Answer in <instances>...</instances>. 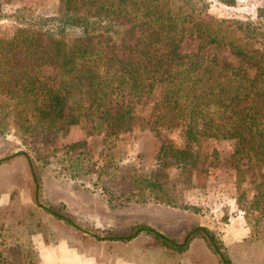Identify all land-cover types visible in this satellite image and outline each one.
<instances>
[{
    "label": "rangeland",
    "instance_id": "1",
    "mask_svg": "<svg viewBox=\"0 0 264 264\" xmlns=\"http://www.w3.org/2000/svg\"><path fill=\"white\" fill-rule=\"evenodd\" d=\"M0 1V38L10 35L23 18L36 22L58 17L63 10L59 0ZM203 1L207 9L199 22L213 18L250 23L261 33L257 42H264V19L256 18L264 0H235L232 6ZM118 29L97 39L118 44L116 36L124 27ZM235 37L248 48L247 41ZM47 38H42L44 43ZM196 49L193 37L178 45L182 55ZM215 55L230 59L220 50ZM253 74L247 70L248 77ZM13 78H0V160L9 158L0 162V264H35L29 238L38 234L51 244L66 239L67 250L87 264H218L198 237L181 252L160 246L144 232L119 239L149 227L179 242L193 226L215 236L230 264H264V196L259 185L264 163H235L231 141L206 140L193 148L197 154L190 166H164L158 161L161 143L175 148L184 143L178 126L149 130L145 121L152 98L134 106L130 130L115 136L90 132L88 124L57 130L35 123L18 113L24 101ZM28 160L38 181V205L32 200Z\"/></svg>",
    "mask_w": 264,
    "mask_h": 264
},
{
    "label": "trees",
    "instance_id": "2",
    "mask_svg": "<svg viewBox=\"0 0 264 264\" xmlns=\"http://www.w3.org/2000/svg\"><path fill=\"white\" fill-rule=\"evenodd\" d=\"M215 1L225 6L235 2ZM59 2L60 16L36 22L23 18L10 35L0 38V78L15 75L24 101L19 115L57 130L88 124L90 132L110 137L129 131L134 106L152 98L145 121L149 130L178 126L184 143L181 148L161 143L158 161L164 166H190L197 154L193 148L206 140L231 141L235 163H264V42H257V28L237 20L199 22L207 9L203 0ZM256 18L264 19V8L256 9ZM120 26L124 31L116 36L118 44L97 39L110 30L119 33ZM188 37L196 40L197 49L182 55L178 45ZM218 50L230 59H218ZM248 69L254 70L252 77ZM211 156L216 158V153ZM28 169L32 200L38 205V181L30 160ZM259 185L264 196V180ZM47 212L76 227L53 210ZM140 232L178 252L201 238L218 264H230L205 227H191L179 242L149 227L119 239Z\"/></svg>",
    "mask_w": 264,
    "mask_h": 264
},
{
    "label": "crops",
    "instance_id": "3",
    "mask_svg": "<svg viewBox=\"0 0 264 264\" xmlns=\"http://www.w3.org/2000/svg\"><path fill=\"white\" fill-rule=\"evenodd\" d=\"M30 249L35 254V264H87L78 254L67 250V240L60 239L51 244L41 234L29 238Z\"/></svg>",
    "mask_w": 264,
    "mask_h": 264
}]
</instances>
